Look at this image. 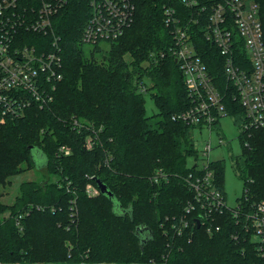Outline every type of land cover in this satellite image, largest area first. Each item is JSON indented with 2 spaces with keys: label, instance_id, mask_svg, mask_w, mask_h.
<instances>
[{
  "label": "trees",
  "instance_id": "obj_1",
  "mask_svg": "<svg viewBox=\"0 0 264 264\" xmlns=\"http://www.w3.org/2000/svg\"><path fill=\"white\" fill-rule=\"evenodd\" d=\"M90 1L68 0L55 16L63 76L54 100L0 126V185L20 174L23 163L36 168V150L49 174L43 183L22 182L11 205L2 202L0 191V214L11 211L0 219V264L262 263L249 239L233 235L241 226L228 209L214 234L198 227L197 212L187 217L193 235L186 228L180 232L193 199L186 182L195 170L189 160L198 151L194 126L172 117L190 106L184 75L174 56L159 53L173 44L164 6L188 8L180 0H135L125 33L108 41V50L96 44L87 52L82 32L92 15ZM257 1L264 28V0ZM197 39L198 52L225 85L224 57L203 36ZM145 78L150 86L139 91ZM147 92L158 107L156 119L147 113ZM225 102L228 114L243 117L237 98L229 93ZM240 139L234 168L243 192L264 200V128L242 132ZM210 166L224 190L225 160ZM159 171L165 175L155 180ZM97 177L113 197L88 192V184L98 188ZM22 213L23 228L17 223Z\"/></svg>",
  "mask_w": 264,
  "mask_h": 264
},
{
  "label": "built area",
  "instance_id": "obj_2",
  "mask_svg": "<svg viewBox=\"0 0 264 264\" xmlns=\"http://www.w3.org/2000/svg\"><path fill=\"white\" fill-rule=\"evenodd\" d=\"M180 1L188 10L164 6L173 44L159 53V57L167 52L175 57L190 99V106L174 114L173 119L194 126V132L205 128L212 131L220 118L228 114L225 98L230 93L244 109L242 132L264 128V28L260 4L257 0ZM67 3L68 0H0V126L8 119L24 116L35 104L43 107L54 100L63 76L61 36L54 31L55 16ZM90 6L92 15L82 32L85 44L117 39L134 21L135 0H91ZM194 24L198 28H193ZM33 34H40L45 40L35 39ZM200 35L224 57L225 85H219L198 52ZM138 89L145 92L148 87L140 82ZM195 148L198 156L189 160V166L195 170L186 177L193 199L185 207L180 232L186 228L193 235L187 217L197 212L195 222L214 234L222 229L220 218L228 209L241 226L233 233L235 238L249 239L258 256L264 258V200L252 201L245 190L237 204L229 205L216 169L210 166L218 159L199 164L196 141ZM213 148L208 142L202 150L204 156ZM60 151L69 154L70 148L62 146ZM164 175L157 172L155 180ZM88 192L95 195L100 189L88 184ZM23 216L24 213L17 218L21 228Z\"/></svg>",
  "mask_w": 264,
  "mask_h": 264
},
{
  "label": "rangeland",
  "instance_id": "obj_3",
  "mask_svg": "<svg viewBox=\"0 0 264 264\" xmlns=\"http://www.w3.org/2000/svg\"><path fill=\"white\" fill-rule=\"evenodd\" d=\"M103 48L109 49L110 44L108 42H102L100 44ZM85 49L90 52L93 49V45L85 44ZM126 58L130 60V55H126ZM147 86H150V80L145 78ZM146 96V109L148 115L156 119L158 114V107L156 106L151 92H147ZM244 118L234 116L231 114L223 115L220 121L213 127L214 130L203 129L202 132H195L194 138L199 150L198 163L203 164L207 159L217 160L223 159L226 162L224 178V189L226 193V200L229 205H235L239 201V198L243 194V179L237 174L234 168V160L242 151V144L240 134L242 133ZM210 142L213 145V149L209 152L208 156H204L205 145ZM35 159L38 166L28 167V164L23 163L24 170L17 175L11 177V181L7 184L0 185V191L2 192L1 200L5 204H13L16 197L19 195L20 186L22 182L26 180H34L39 183H43L49 174L45 167L40 168V164L45 161V156L41 151H35ZM193 164V162H190ZM56 179V176H53ZM96 196V195H95ZM11 216V211L7 210L0 214V219L3 220Z\"/></svg>",
  "mask_w": 264,
  "mask_h": 264
},
{
  "label": "water",
  "instance_id": "obj_4",
  "mask_svg": "<svg viewBox=\"0 0 264 264\" xmlns=\"http://www.w3.org/2000/svg\"><path fill=\"white\" fill-rule=\"evenodd\" d=\"M43 163V162H42ZM41 163V164H42ZM40 164V165H41ZM39 165V166H40ZM41 168V167H40ZM96 182H97V184H98V188L100 189V191L102 192V193H105V194H107V195H109V196H111V197H113L114 196V193L109 189V187H108V185L101 179V178H99V177H97L96 178ZM198 227H200V223L198 222Z\"/></svg>",
  "mask_w": 264,
  "mask_h": 264
}]
</instances>
